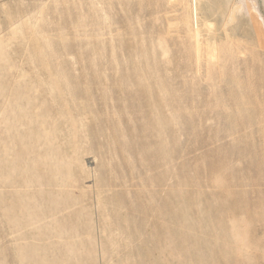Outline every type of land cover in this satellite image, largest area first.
<instances>
[{"label":"rangeland","instance_id":"rangeland-1","mask_svg":"<svg viewBox=\"0 0 264 264\" xmlns=\"http://www.w3.org/2000/svg\"><path fill=\"white\" fill-rule=\"evenodd\" d=\"M0 264H264V0H0Z\"/></svg>","mask_w":264,"mask_h":264},{"label":"bare ground","instance_id":"bare-ground-1","mask_svg":"<svg viewBox=\"0 0 264 264\" xmlns=\"http://www.w3.org/2000/svg\"><path fill=\"white\" fill-rule=\"evenodd\" d=\"M196 1V0H195ZM237 236V235H236ZM199 262H200V260H199Z\"/></svg>","mask_w":264,"mask_h":264}]
</instances>
